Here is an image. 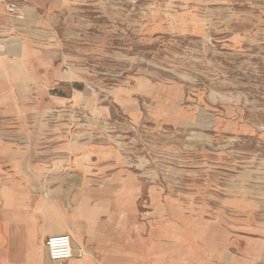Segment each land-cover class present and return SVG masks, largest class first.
<instances>
[{
  "label": "crops",
  "instance_id": "crops-1",
  "mask_svg": "<svg viewBox=\"0 0 264 264\" xmlns=\"http://www.w3.org/2000/svg\"><path fill=\"white\" fill-rule=\"evenodd\" d=\"M10 4L23 9L19 17L8 14ZM99 11V0L0 1V264H61L46 247L60 235L74 249L62 264H264V183L250 187L224 170L232 165L211 172L208 162L196 168L192 161L166 188L135 172L100 170L68 135L37 152L39 132L68 130L44 115L78 106V60L94 54ZM86 22L91 43L81 37L77 53H68L59 30L82 36ZM95 35L98 47V26ZM116 97L132 120L210 129L206 108L179 86L137 77ZM222 114L215 129L255 132Z\"/></svg>",
  "mask_w": 264,
  "mask_h": 264
},
{
  "label": "rangeland",
  "instance_id": "rangeland-1",
  "mask_svg": "<svg viewBox=\"0 0 264 264\" xmlns=\"http://www.w3.org/2000/svg\"><path fill=\"white\" fill-rule=\"evenodd\" d=\"M99 8L94 54L78 60V106L44 115V122L67 123L68 130L53 125L39 132L37 152L68 135L82 145L81 153L97 158L100 170L135 172L166 188L182 180L178 170L187 171L192 161L196 168L208 162L211 172L232 165L224 170L250 187L264 183V0H99ZM84 25L82 36L81 30H59L68 53H77L72 46L81 37L91 43V30H85L91 22ZM137 77L183 88L206 108L210 129L132 120L116 94ZM221 110L225 122L255 132L215 129Z\"/></svg>",
  "mask_w": 264,
  "mask_h": 264
},
{
  "label": "built area",
  "instance_id": "built-area-1",
  "mask_svg": "<svg viewBox=\"0 0 264 264\" xmlns=\"http://www.w3.org/2000/svg\"><path fill=\"white\" fill-rule=\"evenodd\" d=\"M2 1V0H0ZM23 9L17 4H10L7 6V12L13 17H19ZM49 258L52 261L65 263L74 256V249L71 238L68 235H60L49 238L46 241ZM77 256L82 257L83 252L80 250Z\"/></svg>",
  "mask_w": 264,
  "mask_h": 264
}]
</instances>
